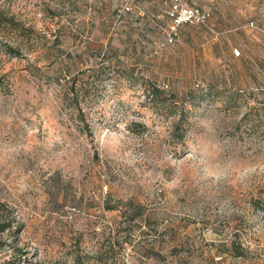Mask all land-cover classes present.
Segmentation results:
<instances>
[{
    "label": "rangeland",
    "instance_id": "374dc122",
    "mask_svg": "<svg viewBox=\"0 0 264 264\" xmlns=\"http://www.w3.org/2000/svg\"><path fill=\"white\" fill-rule=\"evenodd\" d=\"M182 3L0 0V264H264V0Z\"/></svg>",
    "mask_w": 264,
    "mask_h": 264
},
{
    "label": "trees",
    "instance_id": "16d2710c",
    "mask_svg": "<svg viewBox=\"0 0 264 264\" xmlns=\"http://www.w3.org/2000/svg\"><path fill=\"white\" fill-rule=\"evenodd\" d=\"M4 24L16 25L14 19H11L10 17H6L4 14L0 13V25H4ZM8 48L13 50V48H10L9 46H8ZM261 103L262 104H259V105L258 104L252 105L251 109L244 114L243 118L245 119L246 117L249 116V114H251L252 112L254 113V111H259L260 107L264 106V100H262ZM260 105H262V106H260ZM178 113H179V118H178V122L176 123V128H178V131H180V133H179L180 139L182 140L184 138V134L186 132L185 131L186 129H184L183 131H181L180 129L184 128L182 126V122L185 121V119L187 118V113H188V110L186 109L184 104L181 105ZM247 120H248V118H247ZM251 120H252V125L253 124L255 125L258 119L255 117H251V119L249 121H251ZM108 207H113V206H108ZM261 207L264 210V206H262V204H261ZM9 226H10V224L8 221L0 220V231L7 229ZM176 264H189V262L187 259L181 258L180 260H178V262Z\"/></svg>",
    "mask_w": 264,
    "mask_h": 264
},
{
    "label": "built area",
    "instance_id": "2783aa9c",
    "mask_svg": "<svg viewBox=\"0 0 264 264\" xmlns=\"http://www.w3.org/2000/svg\"><path fill=\"white\" fill-rule=\"evenodd\" d=\"M183 0H173L176 13L174 14L173 28L182 26L188 22L195 21L200 15V10L196 7H190L187 4L182 3ZM173 41V38H170Z\"/></svg>",
    "mask_w": 264,
    "mask_h": 264
}]
</instances>
